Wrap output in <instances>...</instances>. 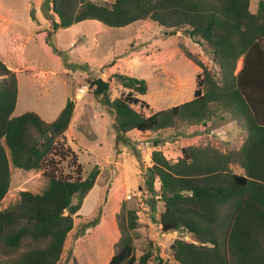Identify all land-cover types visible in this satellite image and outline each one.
Wrapping results in <instances>:
<instances>
[{
	"label": "trees",
	"instance_id": "trees-1",
	"mask_svg": "<svg viewBox=\"0 0 264 264\" xmlns=\"http://www.w3.org/2000/svg\"><path fill=\"white\" fill-rule=\"evenodd\" d=\"M251 6L252 0H50L52 33L86 20L114 28L152 21L168 30L166 36L181 32L191 38L212 61L208 67L190 54L202 68L193 99L149 115L145 109L150 104L140 98L150 91L148 81L114 73L122 94L113 99L108 87L97 98L112 110L123 136L133 130L157 133L153 146L158 147L169 140L161 137L164 133L211 127L225 117L242 131L243 142L234 155L202 150L190 144L193 139L186 141L177 162L162 150L153 151L141 190L164 202L163 232L191 236L171 245L174 263L157 256L158 264H264V0H258L255 11ZM31 15L37 19L33 9ZM18 94L17 73L0 59V203L10 189L11 165L42 171L48 185L41 193L22 191L0 210V244L31 245L20 259L0 264H58L74 230V217L101 172L95 168L85 176L79 154L67 139L74 97L48 122L36 112L13 117ZM136 150L143 162L142 152ZM231 163H239L245 173L234 172ZM224 207L228 212L221 240ZM123 210L127 219L108 264H150L156 258L151 245L141 256L136 254L138 210ZM96 224L94 220L90 227Z\"/></svg>",
	"mask_w": 264,
	"mask_h": 264
},
{
	"label": "rangeland",
	"instance_id": "rangeland-1",
	"mask_svg": "<svg viewBox=\"0 0 264 264\" xmlns=\"http://www.w3.org/2000/svg\"><path fill=\"white\" fill-rule=\"evenodd\" d=\"M257 3L258 0H252L253 11ZM32 9L36 17L38 15L36 21L41 22L38 28L32 19ZM50 9V0H0L1 20L7 25L8 34L21 36L19 42L25 46L22 55L29 69L17 73L19 94L13 117L36 112L52 122L68 99L74 97L76 110L66 133L67 139L79 154L85 176L95 168L101 172L74 217V230L58 264H108L117 251L120 225L127 219L123 207L138 210L137 256L151 245L156 258L150 264H158L157 256L174 263L171 245L178 238L191 240V236L163 232L160 214L164 202L141 190L146 186L148 168L153 164V151L162 150L169 160L177 162L184 155L186 141L190 143L193 139L190 144L202 150L234 155L242 145V131L231 118L225 117L217 119L211 127L194 126L188 131L183 128L178 133H164L161 137L169 140L158 147L153 146L160 136L157 133L133 130L123 136L114 124L112 110L97 98L96 79L103 78L107 82L113 99L124 90L114 73L138 75L147 80L150 91L140 98L150 104L151 108L145 109L149 115L193 99L197 75L202 68L190 54L208 67L212 66V61L191 38L181 32L166 36L168 30L152 21L114 28L97 20H86L52 33L54 16ZM36 29L41 33L36 34ZM241 67L242 60L237 71ZM43 71L49 72L47 79L40 75ZM91 84H94L92 91ZM136 149L142 152L143 162ZM231 168L238 174L245 173L239 163H231ZM11 174L10 189L0 203V210L14 203L22 191L41 193L48 185L39 170L11 165ZM227 212L226 207L221 211L218 229L221 240L225 238ZM94 220L97 224L90 227ZM30 247L25 242L18 248L0 244V262L20 259Z\"/></svg>",
	"mask_w": 264,
	"mask_h": 264
},
{
	"label": "crops",
	"instance_id": "crops-1",
	"mask_svg": "<svg viewBox=\"0 0 264 264\" xmlns=\"http://www.w3.org/2000/svg\"><path fill=\"white\" fill-rule=\"evenodd\" d=\"M36 18H38V15ZM55 18L57 21H59V18L57 15L55 16ZM1 19L2 18L0 16V35L3 36V38H1V40H0V59L10 69L15 71L16 73H18L19 71H23V70L28 71L29 69L27 67L26 59L22 55L25 46L24 45L22 46L21 43L19 42L21 39V36H19L18 34H15L14 36L8 34L7 33L8 27L6 24L3 23V21ZM36 20H33V21L35 22V27L38 28V27H40L41 22L39 20V22H40L39 23ZM49 26H51L50 23H49ZM40 33H41V31L40 30L38 31V29H36V34H40ZM3 39H5V40H3ZM116 65H117V63L114 64L112 67H114ZM40 75H42L44 79H47L49 72L43 71L42 73H40ZM134 76L139 77L138 75L137 76L134 75Z\"/></svg>",
	"mask_w": 264,
	"mask_h": 264
},
{
	"label": "water",
	"instance_id": "water-1",
	"mask_svg": "<svg viewBox=\"0 0 264 264\" xmlns=\"http://www.w3.org/2000/svg\"><path fill=\"white\" fill-rule=\"evenodd\" d=\"M96 85H97V88H96V95H101L106 89H107V82L103 79V78H98L96 79Z\"/></svg>",
	"mask_w": 264,
	"mask_h": 264
}]
</instances>
